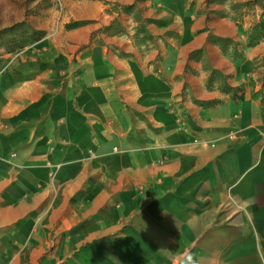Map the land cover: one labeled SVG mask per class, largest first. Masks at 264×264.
<instances>
[{
	"label": "crops",
	"instance_id": "crops-1",
	"mask_svg": "<svg viewBox=\"0 0 264 264\" xmlns=\"http://www.w3.org/2000/svg\"><path fill=\"white\" fill-rule=\"evenodd\" d=\"M61 1L0 72V264H264V0Z\"/></svg>",
	"mask_w": 264,
	"mask_h": 264
},
{
	"label": "rangeland",
	"instance_id": "rangeland-1",
	"mask_svg": "<svg viewBox=\"0 0 264 264\" xmlns=\"http://www.w3.org/2000/svg\"><path fill=\"white\" fill-rule=\"evenodd\" d=\"M32 1L34 0H0V72L5 68L12 70V66H9L11 61L18 57L26 43L35 40V34L29 31L25 22L18 20L21 7L29 6ZM55 6L61 14L56 3Z\"/></svg>",
	"mask_w": 264,
	"mask_h": 264
},
{
	"label": "built area",
	"instance_id": "built-area-1",
	"mask_svg": "<svg viewBox=\"0 0 264 264\" xmlns=\"http://www.w3.org/2000/svg\"><path fill=\"white\" fill-rule=\"evenodd\" d=\"M55 3H56V5L58 6L59 11H62V10H63V4H62V1H61V0H55ZM108 8L111 9V10H115V11H117V12H119V10L122 11L121 6L116 5V4H111V3H110V5L108 6Z\"/></svg>",
	"mask_w": 264,
	"mask_h": 264
},
{
	"label": "trees",
	"instance_id": "trees-1",
	"mask_svg": "<svg viewBox=\"0 0 264 264\" xmlns=\"http://www.w3.org/2000/svg\"><path fill=\"white\" fill-rule=\"evenodd\" d=\"M121 9H122V11H125V12L128 11V7H122ZM29 31L35 34L34 35V39H37L41 35V32H37V31H34V30H29Z\"/></svg>",
	"mask_w": 264,
	"mask_h": 264
},
{
	"label": "clouds",
	"instance_id": "clouds-1",
	"mask_svg": "<svg viewBox=\"0 0 264 264\" xmlns=\"http://www.w3.org/2000/svg\"><path fill=\"white\" fill-rule=\"evenodd\" d=\"M145 227H146V225H145ZM189 264H190V258H189Z\"/></svg>",
	"mask_w": 264,
	"mask_h": 264
}]
</instances>
